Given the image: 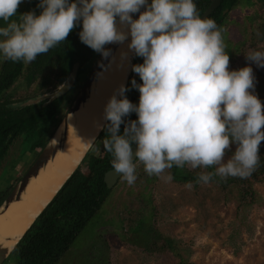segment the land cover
<instances>
[{
    "label": "clouds",
    "instance_id": "1",
    "mask_svg": "<svg viewBox=\"0 0 264 264\" xmlns=\"http://www.w3.org/2000/svg\"><path fill=\"white\" fill-rule=\"evenodd\" d=\"M21 2L0 0V21L6 22L0 26V60L29 63L77 26L80 41L102 58L111 54L106 44L126 40L143 58L131 65L141 81L130 82L138 102H131L125 95L130 89L120 84L104 106L107 123L98 126L107 130L101 143L112 156V169L129 185L136 180V161L165 182L173 179L165 170L174 165L215 166L198 175L196 182L204 184L214 175L244 178L258 166L264 104L253 91V69L250 64L229 69L222 29L201 17L194 0H38L39 14L29 10L12 19ZM244 56L264 68V50ZM131 113L136 119L125 120Z\"/></svg>",
    "mask_w": 264,
    "mask_h": 264
},
{
    "label": "rangeland",
    "instance_id": "2",
    "mask_svg": "<svg viewBox=\"0 0 264 264\" xmlns=\"http://www.w3.org/2000/svg\"><path fill=\"white\" fill-rule=\"evenodd\" d=\"M221 29L229 55V69L250 64L255 77L253 91L260 97L264 92V68L246 61L244 55L252 49L264 50V2L241 0L230 11H225ZM39 81L35 79L30 87L21 83L20 87L8 91L16 107L35 97L39 92L37 87L42 86ZM62 114L63 111L59 116ZM21 139L19 137L17 143ZM261 146L264 150V141ZM234 148L235 145L232 150ZM17 153L18 148L13 146L9 158L16 157ZM229 155L227 152L225 159ZM9 160L4 166L8 173L18 175L22 172L18 162L11 171L14 161ZM135 163V182L129 185L123 177L119 180L102 208L78 235L76 233L73 244L58 264H180L169 252L147 251L138 243L137 231L145 225L171 241L184 264H264L263 177H259L261 182L252 183L258 203L238 210L236 203L216 186L217 183L196 182L201 172H207L206 167L200 173L193 172L188 165L177 167L180 179L165 182L156 175H148L142 162ZM214 169L215 166L213 172ZM186 175L195 178L190 188L186 187L188 182H180ZM6 178L5 175L3 179ZM94 246L96 250V246L104 248L107 259L103 263L100 259L90 262Z\"/></svg>",
    "mask_w": 264,
    "mask_h": 264
},
{
    "label": "trees",
    "instance_id": "3",
    "mask_svg": "<svg viewBox=\"0 0 264 264\" xmlns=\"http://www.w3.org/2000/svg\"><path fill=\"white\" fill-rule=\"evenodd\" d=\"M32 1L34 3V0H31V2ZM240 1L241 0H221L218 8L207 18L214 19L217 26L221 29L225 17L223 12L225 10L230 11ZM259 1L264 2V0ZM31 2L29 5L25 6L26 2L22 0L17 8V16L12 19H18L19 13L29 11L33 6L36 8L37 3L33 4ZM194 2L198 13L202 15L212 0H194ZM31 5L33 6L31 7ZM5 23L4 21H0V26H4ZM77 35L76 31H70L65 41H61L56 46L49 49L47 55H45V53L39 54L42 59L37 55L33 61L27 64H24L22 60L12 61L14 65L6 63V65L1 68V70L4 71V75L0 78V93L3 92V89L8 87L12 79L17 77L21 68L25 66V68L28 67L29 71L27 75L28 78H26L27 85L35 79H39L40 83L44 85V83H47L51 78L58 79L59 83H61L68 76L74 62H79L81 64L88 62L89 52L87 49L84 50V45L80 46V39L77 38ZM229 48L232 47L229 46ZM53 50L56 52L61 51L62 53H56L58 56L53 55ZM137 59V63L143 62L142 57L138 56ZM133 78L136 79L137 83H141L139 76L136 73L132 74L126 86L130 90L126 91L125 95L131 102L137 103L139 92L137 89L131 88L130 84ZM7 98L9 97H5L4 95L2 99L7 101ZM259 98L262 104H264V92L260 94ZM52 110L53 108H51V106L47 108L28 106L19 110L8 109L7 113H2L0 115V162L3 160L6 152V148L3 146L5 141L8 140L9 142V138L12 141L14 138L21 137V132L25 130L28 131L27 135L29 136L27 139H25L26 137L23 140L21 139L23 148L26 149L27 152H30L33 148L43 149L62 119V117H59L56 121H51L54 114ZM124 119L134 120L136 119V114L131 113ZM47 126L48 129H46V133L49 132L48 135L46 137H41L39 141L37 140L35 144L31 145L34 143V139L40 136V132H44ZM123 127L124 125L122 124L120 126L121 131H123ZM106 134L107 130L103 128L81 165L64 183L51 202L34 221L10 254L5 264H58L61 257L66 253V250L73 244L76 236L85 228L88 221L102 208V204L113 190L108 189L103 181L105 172L112 169L110 163L112 156L104 151V149L103 155L96 150L97 147H100V144L102 145V138L105 137ZM40 152L41 151L37 152L35 150L29 165L33 163ZM259 154L261 155L260 162L249 176L244 178L229 176L222 179L214 175L211 180L212 183H217L216 186L220 190L230 196V200L236 203L238 210L248 208L258 203V195L252 183L257 181L261 182L259 177L264 178V150L261 145L259 147ZM18 157L19 158L14 160V166L11 171L15 168V164H17L18 160L21 159L22 151H20ZM84 164L85 168L81 167ZM206 168L207 172H213V166ZM201 169H203V167H197L193 172L197 171L200 173ZM25 172L26 170H23V173L14 175L9 182V179L12 177L10 173L11 176L9 179L6 178L7 180L5 179V182H2L1 186L3 187L0 188V204ZM170 173L176 181L180 179L179 170L175 165L170 169ZM194 181L195 178L193 176L186 175L182 177L180 182L186 183ZM107 226L108 229L111 230V226L108 223ZM144 227L145 228L142 230L138 229L137 239L138 243L141 244L145 250L151 251L156 249L167 251L178 259L180 264H184L180 252L171 245V241L163 238V236H159L155 231H152L148 225ZM161 242L162 244H160ZM96 248L97 250L94 246V248H92L93 250H91L90 254H92L91 256L93 257L90 262L100 259L103 263V261L107 259L104 248H98L97 246Z\"/></svg>",
    "mask_w": 264,
    "mask_h": 264
},
{
    "label": "bare ground",
    "instance_id": "4",
    "mask_svg": "<svg viewBox=\"0 0 264 264\" xmlns=\"http://www.w3.org/2000/svg\"><path fill=\"white\" fill-rule=\"evenodd\" d=\"M126 30V29H125ZM131 50L127 43L120 47L113 60L105 69L100 71L93 86L96 90L91 101L79 111L80 119L69 116L70 127L67 137V150L56 155V161L50 163L37 178L29 183L27 197L22 201L12 203L6 212L0 216V243L11 246L30 224L45 201L55 192L56 188L75 169L79 160L95 137L99 127L104 122L103 109L108 99L120 84L128 68V55ZM127 56V58H125ZM97 124V125H96ZM96 126L95 128H93ZM30 212V213H28ZM9 237L11 242H4Z\"/></svg>",
    "mask_w": 264,
    "mask_h": 264
},
{
    "label": "water",
    "instance_id": "5",
    "mask_svg": "<svg viewBox=\"0 0 264 264\" xmlns=\"http://www.w3.org/2000/svg\"><path fill=\"white\" fill-rule=\"evenodd\" d=\"M221 0H212V2L209 4V6L205 9V11L202 13L201 17H208L220 4ZM143 7H141L140 11H143ZM139 13H133V18H137ZM130 40V37L128 38ZM128 43V40L124 41L123 43H111L106 44L104 47L109 48L111 50V54L108 58H102L99 54L95 64L91 68L88 76L86 77L84 83L78 90L77 94L75 95L71 105L69 106L68 110L66 111L65 115L63 116L61 122L57 126V128L54 130L53 134L39 153V155L36 157V159L33 161V163L30 165V167L27 169L25 174L20 178L18 183L15 185V187L9 192V194L6 196V198L3 200V202L0 204V216L3 215L6 210L9 208V206L14 202H20L22 201V197L26 196L28 193V186L32 179H35L38 177V175L47 168V166L50 163H54L56 161V155L59 152H64L67 150L66 143H67V137L69 133V127H70V120L69 116L73 115L75 120L80 119V113L79 111L81 109H84L87 104L91 101L92 97L96 95V90L93 86V82L96 81L100 71L105 69L113 60V56L119 51L120 47H122L124 44ZM138 56L134 54V52L131 51V53L128 55V68L124 77V84L127 86L128 81L130 77L132 76L133 72L131 71V65L136 64L138 62L137 59ZM127 58V56L125 57ZM76 72H77V66L74 65L71 72L67 76V78L59 85L56 90L51 94H46L41 97H35L31 100H27L25 104H23L20 107L23 106H29L32 104H36L41 100L48 99V102L56 99L63 94H65L74 84L75 78H76ZM119 98V96L117 97ZM18 107V108H20ZM107 122L104 120L102 125L106 124ZM97 125V124H96ZM101 125V126H102ZM94 126L93 128H95ZM103 127H99L98 132L95 135V139H93L86 149L85 153L79 160L77 166L75 169L66 177L65 180L61 182V184L56 188L53 195L45 201L42 205H40V209L35 214L28 225V227L25 229V231L15 240V242L11 246H4L0 243V264H5L8 260L10 254L13 252L15 247L18 245L20 240L23 238V236L26 234V232L29 230L31 225L34 223V221L38 218V216L42 213V211L47 207V205L51 202L53 197L56 195V193L61 189V187L64 185V183L75 173L77 168L81 165L82 161L84 160L86 154L90 151L91 147L93 146L94 142L96 141L98 135L102 131ZM133 149H135V144L132 145ZM122 176L115 172L113 169L108 170L104 176L103 181L106 184V187L108 189L112 188L113 185L121 178ZM30 213V212H28ZM12 239L7 237L4 242H11Z\"/></svg>",
    "mask_w": 264,
    "mask_h": 264
},
{
    "label": "flooded vegetation",
    "instance_id": "6",
    "mask_svg": "<svg viewBox=\"0 0 264 264\" xmlns=\"http://www.w3.org/2000/svg\"><path fill=\"white\" fill-rule=\"evenodd\" d=\"M25 6L26 5H29V3L31 2V0H25ZM31 3H33V1L31 2ZM36 3H38V0H34V3L33 4H36ZM221 3V2H220ZM220 5V4H219ZM33 5H31V7H32ZM218 8V7H217ZM216 8V9H217ZM215 9V10H216ZM30 10H34L37 14H39V12L41 11V9H39V8H34V6L32 7V9L30 8ZM214 10V11H215ZM205 11V10H204ZM213 11V12H214ZM225 11H227V10H225ZM225 11L223 12V14H225ZM212 12V13H213ZM211 13V14H212ZM210 14V15H211ZM209 15V16H210ZM77 32V34L79 33V31H80V26H77V27H74L72 30H71V32ZM77 38L79 39V36L77 35ZM77 39V40H78ZM78 43V42H77ZM79 43H80V46L81 45H84L85 46V48H84V50H86L87 49V51L89 52V57H88V62H86V63H79V62H74V64L72 65V68H73V66L74 65H76L77 66V72H76V78H75V82H74V84L72 85V87L65 93V94H63L62 96H60V97H58V98H56V99H53V100H51V101H49L48 102V99H44V100H41V101H39L38 103H36V104H32V105H29V106H35V107H38V108H47V107H50L51 106V108H53V112H54V114H53V116H52V120L51 121H56L60 116V114L62 113V111L64 112V109L66 108L67 109V107H69L70 106V104H71V102H72V98H73V96L75 95V92L77 91V89L81 86V84L84 82V80L86 79V77L88 76V74H89V72H90V70H91V68L93 67V65H94V63H95V61H96V59H97V56L99 55V53L98 52H96V51H94L93 49H91L90 47H88V46H86L84 43H82L81 41H79ZM82 43V44H81ZM57 49V48H56ZM58 50V49H57ZM61 52V51H60ZM60 52H56L55 50H53L52 51V54L53 55H57L56 53H60ZM62 53V52H61ZM48 54V52H46L45 53V55H47ZM58 56V55H57ZM39 58H41L42 59V57L39 55ZM6 63H9V64H12V65H14L13 63H12V61H10V60H0V78H1V76L2 75H4V71L3 70H1V68L2 67H4L5 65H6ZM24 63V62H23ZM24 64H27V63H24ZM29 66V65H28ZM26 67V66H25ZM25 67H22L21 68V71L19 72V74H18V76L17 77H14L13 79H12V81L10 82V84L8 85V87H6L5 89H3V92H1L0 93V115L2 114V113H7V111H8V109H14V110H19V109H21V108H24V107H28V106H23V107H20V108H18V107H16L15 106V104L16 103H13L12 102V100H11V95L9 94V90L11 89V88H18V87H20L21 86V83H24V85H27L26 84V78H28V74H29V71H28V67L27 68H25ZM13 69H16V68H13ZM72 70V69H71ZM71 70H70V72H71ZM69 72V73H70ZM133 74H134V72H133ZM69 75V74H68ZM85 76V77H84ZM20 77H22V79L20 78ZM67 78V77H66ZM65 80V79H64ZM63 80V81H64ZM62 81V82H63ZM40 82V81H39ZM61 82V83H62ZM32 83V82H31ZM31 83L30 84H28L27 86L28 87H30V86H32L31 85ZM61 83H59V80L58 79H53V78H51V80H49L47 83H44V85H42L41 87H37L38 89H37V91H39L38 93H36V95H35V97H41V96H44V95H46V94H51V93H53L55 90H56V88L59 86V85H61ZM40 90H42V91H40ZM5 92H6V94H5ZM5 95V97H9V98H7V101H5L4 99H2L3 98V96ZM24 96H26V92H24ZM34 97V98H35ZM71 98V99H70ZM12 105H14V106H12ZM53 105V106H52ZM69 105V106H68ZM46 129H48V126L44 129V132H40L41 134H40V136H37V138H35L34 139V143H32L31 145H33V144H35V142L38 140H40V138L41 137H46L47 135H48V133H46ZM50 129V128H49ZM49 131V130H48ZM27 133H28V131H22L21 132V134H20V136L24 139L25 137V139H27L28 138V136L29 135H27ZM8 138H9V136H8ZM19 138V137H18ZM18 138H14L12 141L10 140V138H9V142H8V140H6L5 141V143H4V147L6 148V152H5V155H4V157H3V160L0 162V188H2L3 186H1V184H2V182L4 181V176L6 175V176H8V178L7 179H9V177L12 175V176H14V173H11V175H10V173H8L7 172V170H6V167H4L5 166V162H6V160H9V162L11 161H14L15 159H17V158H19L18 157V155H19V153H20V151H22V157H21V159L20 160H18V163L19 164H21L22 166H21V168L19 169V170H22V172H19V173H23V170L25 171V170H27L29 167H30V165L32 164H30L29 165V163H30V161H31V159H32V155H33V153L35 152V150L38 152V151H41L40 149H34L33 148V150H31L30 152H27V150L26 149H24L23 148V145H22V143L21 142H19V143H17V139ZM11 141V142H10ZM13 146H15V147H17L18 148V153H17V156L16 157H11V158H9V155H10V150H11V148L13 147ZM23 148V149H22ZM96 150H98L99 152H100V154H102L103 155V147H102V145L100 144V147H97L96 148ZM16 166V165H15ZM81 167H83V168H85V164L84 165H82ZM83 168H81V169H83ZM107 172V171H106ZM105 172V173H106ZM122 178V177H121ZM120 178V179H121ZM6 179V180H7ZM119 179V180H120ZM10 180H12L11 178L9 179V182H10ZM118 180V181H119ZM2 181V182H1ZM118 181L115 183V185H113L112 186V188H110V189H114L115 187H116V185L118 184ZM5 182V181H4ZM3 182V183H4Z\"/></svg>",
    "mask_w": 264,
    "mask_h": 264
}]
</instances>
